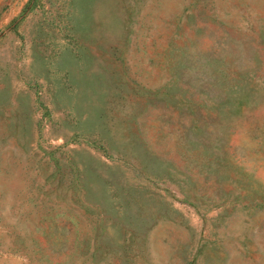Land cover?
Wrapping results in <instances>:
<instances>
[{"label": "rangeland", "instance_id": "374dc122", "mask_svg": "<svg viewBox=\"0 0 264 264\" xmlns=\"http://www.w3.org/2000/svg\"><path fill=\"white\" fill-rule=\"evenodd\" d=\"M0 264H264V0H0Z\"/></svg>", "mask_w": 264, "mask_h": 264}]
</instances>
